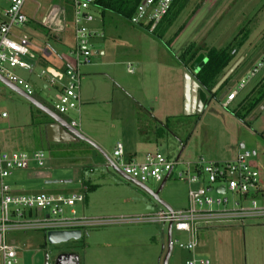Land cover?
I'll list each match as a JSON object with an SVG mask.
<instances>
[{"label":"rangeland","instance_id":"obj_1","mask_svg":"<svg viewBox=\"0 0 264 264\" xmlns=\"http://www.w3.org/2000/svg\"><path fill=\"white\" fill-rule=\"evenodd\" d=\"M54 5L64 8L71 23V9L68 0H28L23 6L22 13L27 16L28 23L21 30L28 37L29 50L32 52V59L30 60L36 66L33 67L34 70L31 74L18 69L13 71L19 79L29 85L31 98L50 111H53L56 91L49 84L46 89L41 88V84L44 82V78L39 77L42 66L47 63L56 68L55 65H58V62L60 63L56 55H62V60L65 62L69 61L68 56L63 55L65 54L63 50H67L69 43L66 42L61 49L59 44L53 40L51 33L39 24L47 9ZM6 7L7 0H0V13ZM90 14L93 17L91 25L98 28L96 30L98 34L91 37L90 59H93L95 49L100 47L97 40L105 41L104 44L110 55L105 62L112 64L111 67L114 69L119 83L124 80L128 85L131 81L129 74L126 73L121 64L124 63L123 59L119 60L121 57L125 58L129 55L127 47L140 45V47L144 46L145 48L146 45H149L148 50H151L150 46L154 45L153 48L158 47L163 53L165 52L164 46L156 38L150 34L148 36L144 35L141 33L142 30L138 31L139 28L130 25L127 21L107 12L101 14L97 9L90 10ZM174 23L172 33L176 31L178 26H181L179 35L170 45L173 51L179 50L180 53L191 45L192 49L188 50V54H191L202 45L219 49L230 42L239 30L243 31L246 34L245 40L240 48L231 50V61L223 73L228 71L239 58L242 59V62H240L234 73L235 77L233 75L228 82L226 80V85L224 84L225 86L221 92L216 93L214 99L211 97V93L204 92L205 97H207L205 105L204 100L200 102L197 96L193 98L192 95L194 84L192 76L198 70L192 72L188 68H183L184 76H182L180 84H182V89L186 93L183 94L184 101L181 100L180 102L179 100L177 102L179 109L175 114L176 116H174L177 118L168 117L164 120L163 125L168 128V132L165 133L166 131L163 130L161 140L157 141L156 146L147 150L151 152L156 148L157 152L169 159H174L179 154L178 159L183 162L190 161V159L199 155H202L204 160L213 159L210 161H215V159L222 158L229 147L235 145L238 149L242 145L243 150L251 155L252 162L258 169L264 184V73L260 78L255 79L241 93L242 97L238 99L242 103L243 99L247 98L253 101L261 94L263 95L258 99L254 109L245 117L244 110H239L238 115L243 116V120H239L238 123H235L237 119L234 123H232L233 119L230 121L225 120V112L231 113L241 104L238 100L228 108L222 106L223 101H220V103L218 101L226 88L233 87L230 90L235 88L237 82L245 76L251 65L264 51V0H190ZM100 26L103 31L101 33ZM159 31H162L160 33L162 36L166 30L160 29ZM170 33L171 30L168 33L169 38ZM65 36H68L67 31H65ZM140 36L146 37L145 40L142 41ZM163 40H167L166 36H163ZM191 42L193 44H190ZM113 45L122 49L118 48L117 52ZM199 52L198 55H204V52ZM232 52L233 54H231ZM169 60L176 62L171 53H168ZM58 66L60 67V65ZM237 77H240V79ZM54 86L58 87V85ZM99 86L100 84H98V88ZM149 88L153 89V86ZM257 93L259 94L258 97ZM124 96L128 98L129 93L127 92V96L125 94ZM121 97V113L124 114V117H122L121 122L123 132L120 134V138L116 134L110 133L108 128H103L97 121H91L90 129L86 128L90 134L86 137L90 138L91 136L90 139L98 142L101 145L102 153L107 157L110 156L111 146L115 142L129 140V128L125 125L129 117L135 112V108L132 107L133 103L129 102L128 99ZM123 103H128L127 108H125L126 105L123 106ZM116 105V99L106 105L97 104L92 110L93 116L100 115L102 112L105 116L117 114L119 111H117ZM130 106L132 109H130ZM0 109L7 115V118L0 122V151L19 153L40 150L45 157L43 168L40 170H42L43 175L49 174L48 179L42 177L41 179L36 178L34 181H27L24 178L25 172H15L9 179L5 180V183L12 190L16 188L13 183L15 185L21 183L24 187V193L22 194L68 195L71 191H77L76 188H79L77 181L81 182L82 171L84 170L87 171L85 175L91 174L92 177L101 175L97 181L95 179L89 181L90 184L97 187L93 190L94 192L88 193L90 200L88 212L95 217H107V219L131 218L158 213L163 209L144 191L135 188L114 173L112 169H105L106 161L86 143L79 142L76 147L68 145L63 151L60 150L64 147H58L56 150H48L43 147L41 144L42 139L39 141L43 135L42 126L51 119L2 85H0ZM259 110V114H256ZM61 117H64L66 121L77 119L71 111ZM128 125L130 126L131 123ZM143 125L141 129V124L138 122V127L140 126L138 129L142 132H148L146 127L149 126L148 123ZM89 170H91V173H88ZM45 181H60L61 183L45 184ZM144 185L151 192H155L158 187V184L152 180H148ZM84 190L85 188H81L80 192L82 193ZM185 191V187L179 182L173 181L171 177L163 185L158 198L173 210L182 209L186 202ZM83 208V204L74 206L77 217L85 218ZM126 224L129 225H110L106 226L104 230L95 232L91 231V227L83 228L81 230L83 236L81 235L78 240L57 245L44 243L42 233L39 231L8 232L6 238L7 242L14 243L18 264H43L44 255L47 256L48 264H54L55 256L59 253L73 255L78 259V264H134L133 259L128 262L122 259L120 247L117 248L114 244L120 243L122 241L121 237L127 236L129 232L136 235V233L149 231L151 235L159 237L160 231H164L166 226L155 224L140 228V225H133L132 222ZM230 227L232 229L227 231L220 227L201 231L198 239L200 236V240L204 241L205 249H213L215 256L218 254L219 258L220 256L223 258L227 253L232 257L229 261L226 259H224L225 261L218 260L221 264H264V218L247 221L242 227L239 225ZM216 232L222 235H216ZM85 233L90 235L84 238ZM171 237L173 240H183L182 235L173 230ZM186 254L185 251L173 245L167 264H183ZM201 256L206 260H212L214 254L208 252L207 255L204 253Z\"/></svg>","mask_w":264,"mask_h":264},{"label":"built area","instance_id":"obj_2","mask_svg":"<svg viewBox=\"0 0 264 264\" xmlns=\"http://www.w3.org/2000/svg\"><path fill=\"white\" fill-rule=\"evenodd\" d=\"M27 1L7 0L6 9L0 13V79L31 97L29 85L13 72L15 69L31 71L25 61L32 57L30 44L27 35L21 30L28 23L27 17L22 13ZM68 1L71 9V24L68 27L65 25L64 9L59 5L50 6L39 23L52 36H61L68 29L72 34V48L67 54L69 61L65 62L61 58L64 64L62 74L58 79L48 80L50 86L58 85L59 88L52 112L60 118L69 111L75 115L79 113L80 69L89 64L90 39L95 35L91 29L93 17L90 14V10L96 9L94 0ZM173 2L174 0H139L127 22L134 27H147L146 31L151 33L166 16ZM126 72H132L130 64H126ZM262 72L264 52L237 82L235 88L226 94L222 106L226 107L238 92L244 90ZM43 74L44 71L41 72V75ZM6 118V113L0 110V122ZM63 121L78 131L77 120ZM241 149L228 161L212 162L198 157L183 162L178 158H166L159 152H147L139 158H126L122 145L115 143L110 156L105 160V169H112L118 176L121 174L123 179L143 186L148 180L159 186L166 175L165 182L172 177L173 181L185 187L186 202L182 209H162L158 213L144 216L100 220L76 216L74 206L83 203V192L68 195H28L13 192L5 180L15 172L40 170L43 168L45 157L42 151H0L2 264H18L16 248L7 242L8 232L39 231L44 236L47 232L80 233L83 228L92 225L128 222L166 227L169 225L170 233L173 230L183 237L182 241L173 240L171 237V247L175 245L188 255L183 264H208L206 259L197 255L199 232L215 227L243 226L247 221L264 218V191L259 186V172L249 152Z\"/></svg>","mask_w":264,"mask_h":264},{"label":"crops","instance_id":"obj_3","mask_svg":"<svg viewBox=\"0 0 264 264\" xmlns=\"http://www.w3.org/2000/svg\"><path fill=\"white\" fill-rule=\"evenodd\" d=\"M25 15V14H24ZM26 16V15H25ZM27 17V16H26ZM177 18V17H176ZM176 20V19H175ZM175 20L171 24L168 29L162 34L161 45L163 43H168V41L171 39L172 35V27L175 25ZM181 26V25H180ZM178 26V27H180ZM188 27V26H187ZM32 28V26H31ZM30 28V29H31ZM33 29V28H32ZM91 29L94 31L95 35H97L98 28H95L94 25H91ZM139 29L138 31H140ZM169 30H171L170 33V38L168 36ZM192 31V30H191ZM189 32V34L191 33ZM102 31V27L100 26V33ZM144 35L148 36L146 32H141ZM179 35V34H177ZM163 36H166L167 40H163ZM141 40L144 41L145 38L143 36ZM177 37V36H176ZM175 37V38H176ZM53 40L59 44V47L62 49L63 46L67 43H69V46H67V50L64 49L63 52L67 55L69 50L72 48V37L70 38V35L65 36V33H63L61 36H52ZM173 38L172 41H170L166 46H164V53L160 50L158 47H154V45H151L150 48L151 50H148V46L146 45L145 48L144 46L136 45L133 47H127L129 50V55L125 56V58L121 57L119 60H122L124 63H121L122 66L125 68L126 71V64L131 65L132 72L129 74L131 81L127 85L124 80L119 81L116 79L117 75L114 72V69L111 67L110 62H105V60L108 59L109 52H107V47L105 46V41L97 40V44L100 45V47L95 49L93 59H90L89 64L87 66H84L81 68L80 71V85H79V91H78V97H79V113L78 115H75V117L78 121V132L84 136L85 138H89L86 136H89V132L87 131L86 128L90 129V126L92 125L90 122L91 121H97L100 123V125L104 128H108L110 133L116 134L120 138V134H122V117H124V114L121 113V102H122V97L128 99L129 102L133 103L132 107L135 108V112L129 117L127 120V126L129 128V136L127 141H117L119 142L122 147H123V153L127 157H135L139 158L141 157L142 154H145L148 151L147 149H151L154 146H156V143L158 140H161L162 135H163V130H165L167 133L168 128L164 127L163 122L166 120L168 117H174L177 114V110L179 109V106L177 102L180 100L184 101V96L183 94L186 93L184 89H182V84H180V81L182 79V76H184V71L183 67L180 65V63L177 60L178 55L180 54V51L174 50L171 47V43L175 39ZM156 41V40H154ZM91 42V39H90ZM152 43V42H151ZM190 44H193L191 42ZM114 46V45H113ZM118 48L122 49L119 46H114L115 51L118 52ZM149 48V49H150ZM149 52V54H147ZM264 52V51H263ZM262 52V53H263ZM32 53V52H31ZM108 53V54H107ZM114 53V52H112ZM168 53H171L173 58L175 59V63L171 60L168 61ZM106 56V57H105ZM58 61V65L56 68L53 65H49L47 63L42 66V71H44L45 74L39 75L40 78H44V82L41 84L42 89H46V86H48V80L51 78H56L58 79L59 76L63 72V62L61 61L62 55H56ZM32 57L27 58L25 61L26 63L30 66V72L25 71L27 74H31V72L34 70L33 67L36 66V64L31 61ZM242 62V59L239 58L232 66L231 68L238 62ZM62 62V63H61ZM240 62L237 64V66L234 68V70L226 77L224 81H221L223 79V76L228 72L226 71L223 73V76L218 80L217 84L214 86L212 89L211 93L216 95L217 92H221V90L224 88L226 85V80H228L234 75L238 65ZM230 69V68H229ZM264 72L260 73L255 79H258L262 76ZM193 77V76H192ZM235 77V75L233 76ZM241 77V76H240ZM240 77L238 79H240ZM193 79V90H192V95L193 98H196V96L199 98L200 102L202 100H206L207 97L204 95V91L197 85L195 82L194 78ZM254 79V80H255ZM117 80V81H116ZM252 80L246 87L245 89L252 84L254 81ZM98 84H100L98 88ZM219 84V85H218ZM225 84V85H224ZM218 85V86H217ZM232 85V84H231ZM230 85V86H231ZM50 86V85H49ZM153 89H150L149 87H152ZM217 86V87H216ZM56 94L54 96V100L58 94L59 88L53 86ZM233 87L226 88L225 91L220 95L218 101L224 102V99L226 97V94L232 89ZM244 89V90H245ZM242 90L241 92H238L234 100H232L225 108H228L232 103L236 102L238 99H240L241 93H243ZM129 93L128 98L124 96V94L127 96V92ZM200 91V92H199ZM117 100V111L119 113L114 114V115H104V112H102L100 115H95L93 116V108L97 104H102L106 105L108 103H111V101ZM214 99V98H213ZM120 100V101H119ZM239 102V100H238ZM240 103V102H239ZM200 104V103H199ZM126 105L125 108H127L128 103L124 104L123 106ZM113 106V105H112ZM139 110H137V108ZM130 109L131 106H130ZM1 110V109H0ZM260 110L256 113L259 114ZM228 114V115H227ZM226 118L225 120L230 121L233 119V122L236 120L234 118V115L229 112H225ZM63 120L64 117H61ZM254 119V117H253ZM143 122H142V121ZM107 121V122H106ZM138 122L141 124V129L143 128L142 125H146L148 123L149 126L147 127L148 132L141 131L138 128ZM238 123V120L235 121V123ZM131 123L129 126L128 124ZM143 125V126H144ZM42 136L39 141H41V144L43 147L46 149L50 150H56L58 147H64L62 148L63 151L67 148L68 145L75 146L78 145L77 143H82L81 141H77L75 139L70 138L68 134H66L63 130H61L58 126H56L52 121L44 123L42 126ZM126 128V127H125ZM91 138V136H90ZM91 142L93 141L92 139ZM124 142V143H122ZM93 143L102 151L101 145L98 142L93 141ZM116 143V142H115ZM114 143V144H115ZM113 144V145H114ZM111 146V149L113 147ZM81 147V146H80ZM243 148L242 145L238 147V149ZM82 149V148H81ZM236 146L234 145L233 147H229L228 151L226 152L225 155H223L222 158L215 159V161L212 162H217L216 160H224L228 161L231 160L237 150ZM147 150V151H146ZM37 150L29 151L34 152ZM40 151V150H39ZM59 151V150H58ZM151 152H157L156 148L151 151ZM107 157V156H106ZM201 157L202 155L196 156L193 159H190V161L195 160L196 158ZM104 159V158H103ZM207 160V159H206ZM213 160V159H210ZM209 160V161H210ZM208 161V160H207ZM42 170H30L26 171L25 174V180L27 181H34V179H41L44 177L45 179L49 178L48 175H43L41 172ZM259 172V171H258ZM19 173V172H18ZM82 173H87V171H82ZM88 173H91L88 171ZM88 177V181H93L94 179L97 181V179L101 176L94 175L93 177L90 175H86ZM122 178V177H121ZM125 180V179H124ZM127 181V180H126ZM58 182V181H57ZM57 182H48L45 181V184H56ZM65 182V181H64ZM70 182V181H69ZM129 182V181H127ZM79 184V188H76L77 191H71V193H79L81 188L84 189L83 184L80 181H77ZM130 183V182H129ZM90 184V183H89ZM131 184V183H130ZM13 185L16 187L14 188L13 192L15 193H24V187L22 184ZM91 186H95L94 184H90ZM133 185V184H132ZM134 186V185H133ZM259 186L260 188L264 191V184L262 183V178L259 175ZM135 187V186H134ZM97 187L95 186L94 189ZM136 188V187H135ZM93 189V190H94ZM91 192H94V191ZM90 192V193H91ZM83 213L85 214L86 219H95V220H100V219H107V217H95L92 214L88 212L89 210V205H90V200L88 193L84 192L83 193ZM169 207V206H168ZM162 208V207H161ZM170 208V207H169ZM171 209V208H170ZM173 210V209H172ZM133 225H140V228H146L148 227V224H139V223H132ZM110 225H129V224H104V225H92L91 226V231H101L104 230L106 226ZM244 226V225H243ZM242 227V226H240ZM218 228V227H215ZM224 228L225 231L228 229H232L230 226L229 227H220ZM237 228V227H234ZM214 229V228H212ZM166 230V228H165ZM161 230L159 237H156L154 235H151V232L149 231H144L140 234L133 235L132 232H129L127 236H123L122 241L120 243L114 244L115 247L117 248L120 247V251L122 253V259L126 260L127 262L131 259L134 260V264H161V259L163 258L162 256L164 255L165 252V245H166V231ZM256 230V229H254ZM12 233V232H10ZM213 233V232H212ZM224 233V232H223ZM80 232V236H81ZM90 235L88 233H85L84 238H87V236ZM216 235H222L219 234V232H216ZM83 236V235H82ZM42 238L44 240V236L42 235ZM217 238V236H216ZM198 239V237H197ZM9 242V241H8ZM15 242V241H14ZM10 244H13V242H9ZM204 248V249H203ZM172 251V249H171ZM208 252H212L214 256H212V260L207 259L206 261L208 264H221L219 261H227L231 260L232 257L226 253V255L222 258L215 256V252L213 249L208 250L205 249L204 247V241L200 240V236L198 239V247H197V255L202 257L201 255H204V253L207 255ZM66 253V252H65ZM59 255H68L64 253H59L58 255L55 256V258ZM17 256V253H16ZM119 256V254H118ZM171 256V254H170ZM169 256V257H170ZM188 255L186 254V258ZM231 257V259H230ZM76 258V257H75ZM203 258V257H202ZM219 258V259H218ZM205 259V258H204ZM219 260V261H218ZM18 261V257H17ZM67 261V260H66ZM76 262L78 264V259L76 258ZM0 264H2V261L0 259Z\"/></svg>","mask_w":264,"mask_h":264},{"label":"trees","instance_id":"obj_4","mask_svg":"<svg viewBox=\"0 0 264 264\" xmlns=\"http://www.w3.org/2000/svg\"><path fill=\"white\" fill-rule=\"evenodd\" d=\"M190 0H174L171 4V7L166 14V16L161 20L158 26L151 32L148 33L147 27H137L142 31L150 34L157 40L161 41V32L160 29H168L171 26L176 17L180 14L182 9L188 4ZM139 0H94V7L100 11L101 14L107 12L115 15L125 21H128L130 15L132 14L134 8L136 7ZM63 8V7H62ZM64 9V8H63ZM65 15V25L68 27L71 23L67 18V13L64 10ZM163 26V27H162ZM162 27V28H161ZM180 31V27L176 29L171 39L168 41H172L173 38L177 36ZM70 38L72 37L70 30H67ZM242 34V35H241ZM240 35V37H239ZM245 33L241 30L238 31L236 36H234L230 42L226 45L222 46L219 49H215L207 46H200L197 50H194L191 54H188V50L192 49L191 45H189L186 50L181 52L177 60L183 68H188V66L192 63V61L196 58V56L200 53L199 51L204 52L203 58L205 59V63L202 67L197 71V73L193 76L197 85L204 91L211 93L214 86L217 84L218 80L221 76H223L224 69L228 66L231 61L230 52L232 49H238L242 46L243 41L245 40ZM168 43H163L164 46L167 47ZM211 97L214 98V95L211 93ZM259 94L257 93V97ZM263 95L261 94L258 98H255L253 101L249 99H243L242 103L237 107L236 110L232 112L234 118L239 120H243L246 115H248L255 107L256 103H258V99H260ZM207 103V100H204V105ZM243 109L244 117L242 118L239 114V110ZM4 121V120H3ZM243 122V121H241ZM126 158H129L126 156ZM91 172V170H89ZM83 177L81 178V183L83 184L86 193H90L95 186H91L89 184V179L85 175L86 173H82ZM187 259V258H185ZM184 259V260H185Z\"/></svg>","mask_w":264,"mask_h":264},{"label":"water","instance_id":"obj_5","mask_svg":"<svg viewBox=\"0 0 264 264\" xmlns=\"http://www.w3.org/2000/svg\"><path fill=\"white\" fill-rule=\"evenodd\" d=\"M240 61H238L232 68L228 70V72L223 76V79L221 81H224L226 77L234 70V68L237 66V64ZM205 63V59L202 55H198L192 63L188 66V69L192 72H195L196 70H199L202 65ZM0 83L6 87L8 90L12 91L13 93L17 94L24 100H26L30 105H32L35 109L42 112L46 116H48L51 121L58 126L61 130H63L66 134L70 136V138L75 139L77 141H81L83 143H86L89 145L92 149L97 151L104 160H107V157L102 153V151L91 141L86 139L84 136H82L77 130H74L70 128L60 117L55 115L52 111H50L48 108L43 106L42 104L36 102L33 98L28 97L24 95L20 90L15 88L13 85L5 82L4 80L0 79ZM219 85V84H218ZM217 85V86H218ZM216 86V87H217ZM179 156V154H178ZM178 156L176 158H178ZM121 176V174H119ZM122 177V176H121ZM124 178V177H123ZM167 178V175L164 177L163 181L159 184L155 192H151L149 189L146 188V186H143L141 184L130 182L135 187L139 188L140 190L144 191L148 196H150L156 203H158L163 209L169 211L170 208L164 204L162 201L159 200L158 194L160 190L162 189L165 180ZM80 238V233L78 231H57V232H47L44 235V243H47L49 245H57L61 243H67L69 241H75ZM171 233H170V226L168 225L166 227V245H165V252L163 255V258L161 260V264H167L168 258L171 254ZM68 258H71V261L68 262ZM67 260V261H66ZM43 264L47 263V256H43ZM54 264H77L76 258L73 255H59L55 258Z\"/></svg>","mask_w":264,"mask_h":264},{"label":"flooded vegetation","instance_id":"obj_6","mask_svg":"<svg viewBox=\"0 0 264 264\" xmlns=\"http://www.w3.org/2000/svg\"><path fill=\"white\" fill-rule=\"evenodd\" d=\"M71 261V258H68V262Z\"/></svg>","mask_w":264,"mask_h":264}]
</instances>
